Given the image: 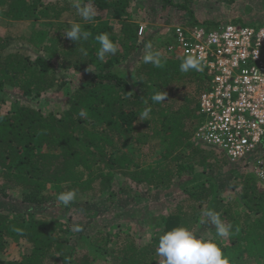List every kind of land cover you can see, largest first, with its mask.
Instances as JSON below:
<instances>
[{
    "label": "trees",
    "instance_id": "trees-1",
    "mask_svg": "<svg viewBox=\"0 0 264 264\" xmlns=\"http://www.w3.org/2000/svg\"><path fill=\"white\" fill-rule=\"evenodd\" d=\"M68 1L0 0L3 19L44 21L50 26L24 38L34 59L20 51L11 52V39L0 36V94L10 89L18 99L10 103L6 113L0 111V195L6 198L8 191H20L26 206L23 211L16 207L4 209V203L0 202V252L6 250L9 241L26 242L31 247L17 260L0 264H163L164 258L161 261L156 252L159 237L177 226L187 227L199 236L203 230L201 215L210 209L220 213L230 225L228 237L211 239L219 244L230 264H264V169L263 174L259 171L253 174V169L251 173H239L236 176L240 180L239 189L236 184L232 186L238 190L237 197L226 203L208 171L220 167L218 154L224 156L226 164L231 162L223 151L195 138L204 119L199 114V99L209 81L206 71L200 68L182 73L179 70L182 60L166 57L153 36L141 40L140 27L129 20L128 10L135 0H92L94 19L77 21L89 33L88 40L77 44L65 38L63 32L69 26L61 24L62 17L76 11ZM192 1L178 4L176 0H159L163 9L179 8L193 18ZM109 11L120 25L118 32L112 18L107 17ZM231 24L264 26L243 20ZM177 25L180 24L171 27ZM185 26H202L207 30L218 27L197 21ZM105 32L118 45V52L101 62L97 58L100 45L95 38ZM147 43L161 53L162 67L143 62ZM129 61L133 62L130 65H137L134 74L121 71L120 64L129 66ZM90 66L82 84L74 89L57 78L59 70L83 73ZM177 82H195L197 86L194 92L179 95L168 88ZM51 90L66 98V108L61 114L44 113L21 101L41 97ZM162 91L168 94L165 101L153 103L151 96ZM0 103H5L1 95ZM146 108L151 109L150 115L141 121L139 117ZM81 110L85 115H80ZM140 127L147 133L138 131ZM153 141L152 145L160 148L159 151L156 148V157L140 160V146L151 147ZM260 160H264V138L249 161L258 167ZM197 168L202 171L196 172ZM229 172L234 173L235 168ZM186 174L191 177L185 182ZM202 178L207 180L200 183ZM178 179L181 186L190 184L185 195L195 204L190 205L188 212L179 205L160 217L153 238L144 247L127 241V236L121 233H106L101 240L105 247H100L98 242L83 237L82 231L72 244L71 227L38 216L53 201L50 189L57 197L61 192L76 190L77 195L105 197L106 202L121 193L127 196L121 203L129 205L136 197L131 196L125 182L168 191L179 184ZM116 180L121 186L119 193L113 190ZM74 208L76 204L72 202L64 211ZM103 213L94 210L92 217ZM84 248L78 253V249Z\"/></svg>",
    "mask_w": 264,
    "mask_h": 264
},
{
    "label": "rangeland",
    "instance_id": "rangeland-1",
    "mask_svg": "<svg viewBox=\"0 0 264 264\" xmlns=\"http://www.w3.org/2000/svg\"><path fill=\"white\" fill-rule=\"evenodd\" d=\"M68 3L72 6L73 0H69ZM176 3H183V0H176ZM191 10L193 12V18L179 8L163 9L159 0H135L132 2L128 12H130L129 20L137 24L141 29L139 33L141 40L153 36V39L155 38L154 41L157 40L156 44L159 45V49H162L163 47L161 46H165L167 42H169L170 39L167 32L171 30V25L180 24L185 26L191 22L197 21L199 24L210 23L220 26L231 23L234 20L264 23V0H193ZM112 14L113 13L109 11L108 16L107 14L105 15L110 18ZM79 18L81 17L78 15L77 11L65 13L62 17L61 24L69 26L71 23L77 22ZM171 21H173L172 24ZM111 23L114 25L115 31L118 32L120 25L117 20L112 18ZM48 25V22L44 21H7L3 19L0 13V36L11 39L10 51H20L23 54H27L31 59H34L35 55L30 50L27 42L24 41V38H29L33 31L49 28L50 26L48 27ZM138 58L140 57L137 56L136 59L138 60ZM137 60L134 59L135 62H137ZM128 63L129 66L125 63L120 64L121 71L134 74L137 65L135 64L136 67L130 65L133 63L131 61ZM89 72L88 70L83 71V73L74 70H59V72H57V78L59 81L66 83V85L74 89L82 84L85 75L87 76ZM181 84L184 85V88L181 87ZM181 84L177 82L168 86V88L173 89L176 94L182 95L186 92H194L197 86L195 82H184ZM0 95L5 102L3 105L0 103V111L6 113L9 110L10 103L14 102L17 97L13 95L10 89H7L4 94ZM174 97L175 96L172 95L171 99ZM21 101L28 102L32 107L37 109H42L44 113L53 111L57 114H61L66 108V98L58 94L55 90L48 91L38 98L31 100L23 99ZM138 131L147 133V130L143 127H140ZM150 143L151 147L150 144L140 146V151L142 152L139 158L140 160L145 161V159L149 160L150 158L156 157V148L157 150H160V148H158L157 144H155V146L152 145L155 143L154 141ZM217 156V159L221 161L217 162L220 167L214 168L213 170L209 169L208 174L213 177L217 186H219L220 197L226 203H232L236 199L237 189L240 187V180L236 176L239 173H251V169H253V174L261 171L253 162L248 161L226 164V159L222 154H218ZM231 168H235L234 173L229 172ZM201 171V169H196V172ZM187 177H191V174H186L184 181H187ZM206 180L207 178H202L200 183ZM125 183H127V187H130L131 196L136 197L129 205L121 203V201H126L123 199L127 196H123L119 193L121 186L116 180L114 181L113 190L120 194H117L116 198L112 199L110 202H106L108 200H106L105 197L92 198L85 195H77L76 199L73 201L76 204V208L71 209L69 212L64 211L65 207H62V205L58 203L56 192L50 189L53 201L47 203L46 206L39 211L38 216L41 218L54 219L71 227L73 231V236L70 238L72 244L77 242L78 235L82 231L81 234L84 235L83 237H88L93 243L98 242L100 247H105L101 240L106 233H111L113 235L121 233L123 236H127L125 237L128 239L127 241H133L136 245L144 247L147 246L153 238V232L156 230L154 227L160 217L167 216L179 205L183 206L185 211L188 212L190 205L193 203L188 200L185 195V189L190 187V184H183L181 186L180 181L178 185L168 191L148 189L145 186L137 187L130 181ZM235 184L238 185V188L233 190L232 186ZM0 202L4 203V209L16 207L20 209L19 211H23L26 207L25 204L22 203L20 191L17 190L8 191L6 198L0 195ZM109 204L112 205L109 207ZM104 207H107V210H105ZM94 210H101L102 213L104 211L106 212L92 217ZM201 219L200 226L203 230L200 235H203L205 239L209 240L222 239L216 234L214 228L205 223L206 217L204 214L201 215ZM76 228H79L80 232L74 230ZM30 248V245L26 242L15 243L9 241L6 250L0 252V261H4L5 263L15 261L22 253L28 252ZM85 249L86 248L78 249V253H82ZM160 260L162 261L163 257H161ZM100 263L104 262L100 261ZM48 264L54 263L50 262Z\"/></svg>",
    "mask_w": 264,
    "mask_h": 264
},
{
    "label": "built area",
    "instance_id": "built-area-1",
    "mask_svg": "<svg viewBox=\"0 0 264 264\" xmlns=\"http://www.w3.org/2000/svg\"><path fill=\"white\" fill-rule=\"evenodd\" d=\"M167 35L164 55H192L209 77L195 138L223 151L231 163L248 162L264 138V26L177 25ZM258 169L263 174L264 160Z\"/></svg>",
    "mask_w": 264,
    "mask_h": 264
},
{
    "label": "clouds",
    "instance_id": "clouds-1",
    "mask_svg": "<svg viewBox=\"0 0 264 264\" xmlns=\"http://www.w3.org/2000/svg\"><path fill=\"white\" fill-rule=\"evenodd\" d=\"M72 6L84 21H92L96 15L92 0L84 3L83 0H73ZM65 38L79 44L81 40H88L89 33L82 29L79 22H73L63 32ZM99 42L97 58L102 62L106 56L115 55L118 52V45L110 38L108 33H101L95 38ZM84 55L86 50L81 49ZM142 60L145 64H152L154 67H162L161 53L153 50L151 43L144 46ZM91 71V66L88 69ZM179 70L187 73L190 70H200V61L192 55L186 56L180 63ZM167 92H157L151 96L153 103L164 102ZM150 108H146L140 115L141 121L146 120L150 115ZM80 115H85L81 110ZM77 196L76 190L61 192L58 195V203L68 207ZM205 223L214 228L216 234L221 238L230 235V225H227L221 218L220 213L208 210L204 213ZM79 231V228L74 229ZM238 231V229H237ZM157 255L164 258L163 264H230L229 258L224 254L219 244L213 240L205 239L203 235L195 234L191 229L184 226H177L166 231L159 237Z\"/></svg>",
    "mask_w": 264,
    "mask_h": 264
}]
</instances>
